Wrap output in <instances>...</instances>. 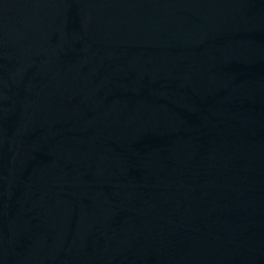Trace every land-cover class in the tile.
<instances>
[{"label": "water", "instance_id": "95a60500", "mask_svg": "<svg viewBox=\"0 0 264 264\" xmlns=\"http://www.w3.org/2000/svg\"><path fill=\"white\" fill-rule=\"evenodd\" d=\"M0 264H264V0H0Z\"/></svg>", "mask_w": 264, "mask_h": 264}]
</instances>
